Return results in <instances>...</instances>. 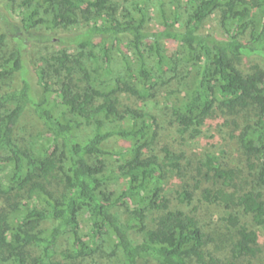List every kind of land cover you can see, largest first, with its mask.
I'll return each instance as SVG.
<instances>
[{
	"label": "trees",
	"instance_id": "obj_1",
	"mask_svg": "<svg viewBox=\"0 0 264 264\" xmlns=\"http://www.w3.org/2000/svg\"><path fill=\"white\" fill-rule=\"evenodd\" d=\"M123 2L0 0V264H242L261 250L264 0ZM214 15L223 34L204 29ZM183 62L189 87L169 89ZM176 92L172 123L196 137L223 116L236 163L161 141L145 105ZM27 112L37 149L18 138ZM177 175L191 187L171 198Z\"/></svg>",
	"mask_w": 264,
	"mask_h": 264
},
{
	"label": "rangeland",
	"instance_id": "obj_2",
	"mask_svg": "<svg viewBox=\"0 0 264 264\" xmlns=\"http://www.w3.org/2000/svg\"><path fill=\"white\" fill-rule=\"evenodd\" d=\"M132 0H126V3L123 2V6L126 7L130 5ZM128 3V4H127ZM126 4V5H125ZM13 13L17 14V10H13ZM157 11L155 9L152 10L151 15L148 19V25L150 28H154L157 26ZM204 29L207 31H215L219 34H223L221 31V25L219 21V16L214 15L211 17L205 24ZM165 48L168 51H173L177 49L176 43H167ZM126 50L127 48L124 47ZM117 55V53H116ZM114 68L117 71L121 70V58L116 56L114 59ZM255 62H243L241 63V67L244 71H248L251 65ZM180 75H184L180 81L177 79L173 80V84L169 89H173L176 91L186 90L189 87V77L186 76L188 73L189 64L181 63ZM178 89V90H177ZM179 96V97H178ZM180 98V92H176L170 95L169 99L158 97L156 100L150 101L146 106L147 110L156 113L160 119L161 125V141L164 143H168L173 148L177 149L179 152H184L187 155L192 156H204L208 152H215L222 159L226 160L228 163H236L239 158L237 152V145L234 142V139L230 135V128L225 124V118L223 116H216L213 118H209L204 126L202 127V132L196 136L192 137L190 132L181 133L179 128L172 123L171 117V107L168 105V101H175L176 98ZM124 105L133 104L138 105L133 97H129L128 95H124L121 99ZM43 128L42 124L37 120V117L33 115L31 112H27L20 126L18 127L17 134L19 141L26 147H34L37 149L45 139L41 138L40 131ZM118 142H112L110 145L117 144ZM179 176H175L170 180V188L171 193L170 196L173 198L176 195V190L178 188H190V182L186 181L185 178H178ZM109 189H117L120 186L119 181L109 180L106 184ZM58 189L57 186H55ZM18 200L22 203H26L29 201L28 194L26 192H21ZM2 202V201H0ZM210 213L212 214L213 221L212 225L216 222H219V219L224 214L223 208L220 206H212L210 209ZM84 224H85V218ZM260 234L262 236V241L260 242L261 250L256 253L254 256H248L243 259L242 264H264V229L259 228ZM106 238V237H105Z\"/></svg>",
	"mask_w": 264,
	"mask_h": 264
}]
</instances>
